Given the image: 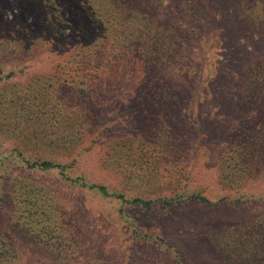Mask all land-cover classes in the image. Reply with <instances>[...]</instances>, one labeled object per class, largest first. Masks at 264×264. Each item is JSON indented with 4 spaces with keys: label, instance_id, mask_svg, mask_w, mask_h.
Listing matches in <instances>:
<instances>
[{
    "label": "trees",
    "instance_id": "obj_1",
    "mask_svg": "<svg viewBox=\"0 0 264 264\" xmlns=\"http://www.w3.org/2000/svg\"><path fill=\"white\" fill-rule=\"evenodd\" d=\"M117 1L30 0L29 26L21 20L4 21L0 13V264L18 263L23 238L53 262L64 263L69 254L82 250L87 235L67 211L59 192L63 187L109 205L108 211L127 225V238L155 244L171 254L169 264L193 263L168 247L161 230L141 232L135 212L159 220L160 210L166 214L165 209L193 203L229 205L226 197L211 200L190 184L192 173L184 165L188 136L171 114L178 103L175 94H150L156 123L151 117L141 136L126 134L105 144L100 168L118 175L120 188L73 173L80 155L101 138V97L95 87L101 85L111 58L136 52L133 45L163 46L169 37L147 30L138 10ZM67 39L69 54L52 71L19 79L26 72L22 65ZM256 72L264 74V66L258 65ZM255 83L253 79L250 84ZM224 146L216 164L223 185L241 187L246 178L264 170L263 125L232 131ZM157 147L160 152L154 156ZM46 177H53V183ZM234 201L238 206L241 198ZM202 236L223 264H264V215L237 225L207 226Z\"/></svg>",
    "mask_w": 264,
    "mask_h": 264
},
{
    "label": "rangeland",
    "instance_id": "obj_2",
    "mask_svg": "<svg viewBox=\"0 0 264 264\" xmlns=\"http://www.w3.org/2000/svg\"><path fill=\"white\" fill-rule=\"evenodd\" d=\"M29 1L0 0L3 20H21L29 26L33 18ZM119 3L125 9L138 10L147 30L152 28V32H164L169 37L163 46L153 42L146 49H134L133 45L132 51L136 52L111 58L114 61L101 85L95 87L101 97V138L95 147L80 155L72 171L91 181L120 188L118 175L100 168L105 144L126 134L141 136L148 120L152 117L155 121V109L148 101L150 94H175L178 103L170 110L176 126L188 136L184 165L185 171L192 173L190 184L202 189L211 200L226 197L229 205L207 207L193 203L165 209L166 214L160 210L159 220L150 213L135 212L134 216L141 232L155 234L161 230L168 247L180 253L184 262L223 264L202 236L205 227L237 225L264 215V170L232 189L221 183L216 166L228 134L244 126L251 129L259 124L264 128V74L256 72L258 65L264 66V0ZM69 46L67 39L45 47L22 65L26 72L19 79L52 71L69 54ZM253 79L256 83L251 85ZM257 98L261 99L255 101ZM159 152L157 147L154 156ZM52 178L44 180L52 184ZM59 192L67 211L87 235L82 250L73 257L69 254L64 263L53 262L23 238L17 264H93L94 260L104 264L173 263L171 254L162 253L155 244L127 238V225L108 211L109 205L97 204L92 198L64 187ZM250 194L255 195L253 202ZM238 197L241 203L234 206Z\"/></svg>",
    "mask_w": 264,
    "mask_h": 264
}]
</instances>
